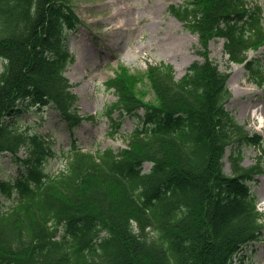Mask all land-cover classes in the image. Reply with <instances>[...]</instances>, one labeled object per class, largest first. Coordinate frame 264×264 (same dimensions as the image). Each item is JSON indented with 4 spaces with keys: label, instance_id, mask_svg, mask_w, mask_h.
Segmentation results:
<instances>
[{
    "label": "trees",
    "instance_id": "trees-1",
    "mask_svg": "<svg viewBox=\"0 0 264 264\" xmlns=\"http://www.w3.org/2000/svg\"><path fill=\"white\" fill-rule=\"evenodd\" d=\"M67 1L0 0V153L27 168L13 185L0 182L2 192L16 188L23 195L9 212L0 211V264H235L263 234L264 215L248 183L264 170L243 167L240 150L230 158L232 174L224 170L230 146L256 145L259 138L227 111L230 75L219 70L209 45L225 39L230 62L246 64L264 85L262 68L247 56L264 46L262 9L247 0L171 7L198 36L204 61L180 80L170 65L150 66L144 75L121 68L107 83L118 96L109 115L144 110L146 125L129 135L126 149L75 148L65 171L45 175L49 143L10 130L3 119L29 100L55 105L70 127L83 120L64 76L74 60L64 35L79 23ZM145 81L155 101L144 100ZM63 227L68 235L59 236Z\"/></svg>",
    "mask_w": 264,
    "mask_h": 264
},
{
    "label": "rangeland",
    "instance_id": "rangeland-1",
    "mask_svg": "<svg viewBox=\"0 0 264 264\" xmlns=\"http://www.w3.org/2000/svg\"><path fill=\"white\" fill-rule=\"evenodd\" d=\"M190 0H68L79 23L75 30L65 32L63 43L74 56L66 76L72 84V92L78 97L77 108L82 116H92L70 129L53 106L40 108L30 102L22 104L23 112L8 119L7 125L20 131L39 133L50 141L54 156L45 163V172L57 174L65 169L67 155L73 145L88 152L113 149L120 151L128 145L127 135L145 122L144 111L138 115L122 116L113 113V120L106 114L117 101L114 91L106 82L115 77L120 67L132 73H145L149 65L171 64L177 79H181L189 66L202 61L198 38L170 12L172 6H182ZM249 5L259 4L264 14V0H249ZM224 40L211 42V57L219 69L230 74L228 88L231 99L226 105L234 120L243 126L249 136L259 138V144L233 145L224 159L225 171L232 174L230 156L240 150L244 167L259 164L264 168V85L259 86L250 77L245 65L231 64L224 53ZM249 59L255 60L264 70V46L250 51ZM4 61L0 59V72ZM143 91L145 101H155L147 82ZM258 110V116L255 115ZM262 118V119H261ZM118 124H121L118 126ZM235 146V147H234ZM21 157H25L21 152ZM151 164L144 165L149 171ZM19 174V167L12 157L0 154V180H11ZM258 201L259 211L264 213V175L249 183ZM19 195L0 194L4 211L15 205ZM60 235H68L65 227ZM264 264V234L258 241L245 246L235 258V263Z\"/></svg>",
    "mask_w": 264,
    "mask_h": 264
},
{
    "label": "bare ground",
    "instance_id": "bare-ground-1",
    "mask_svg": "<svg viewBox=\"0 0 264 264\" xmlns=\"http://www.w3.org/2000/svg\"><path fill=\"white\" fill-rule=\"evenodd\" d=\"M254 112H255V115H257V116H258V110H255ZM261 119H262V118H261Z\"/></svg>",
    "mask_w": 264,
    "mask_h": 264
}]
</instances>
